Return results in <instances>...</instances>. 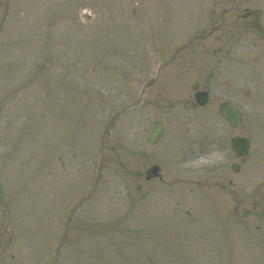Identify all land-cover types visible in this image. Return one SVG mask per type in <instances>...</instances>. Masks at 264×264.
Here are the masks:
<instances>
[{
    "label": "rangeland",
    "instance_id": "obj_1",
    "mask_svg": "<svg viewBox=\"0 0 264 264\" xmlns=\"http://www.w3.org/2000/svg\"><path fill=\"white\" fill-rule=\"evenodd\" d=\"M213 1L0 0V264H264V52L238 49L204 110L221 95L239 129L206 114L182 142L172 118L150 146L159 116L136 106L145 65L194 40ZM186 143L199 155L179 166Z\"/></svg>",
    "mask_w": 264,
    "mask_h": 264
},
{
    "label": "flooded vegetation",
    "instance_id": "obj_2",
    "mask_svg": "<svg viewBox=\"0 0 264 264\" xmlns=\"http://www.w3.org/2000/svg\"><path fill=\"white\" fill-rule=\"evenodd\" d=\"M206 15L207 18L205 16L203 21L204 28L195 35L194 40L192 39L184 48L163 56L157 65L154 66V63L145 65L146 70L143 71L144 77L141 80L142 86L139 90L137 106L150 107L151 111L159 116L157 120H152V125L153 122L160 121L164 126L159 143L167 133V121L172 118L185 122L181 125V129H178L181 133L182 129H186L184 134L188 131L186 135L178 136L182 142H186L187 136L192 138L191 128L194 123L202 120V116L211 114L210 117L220 118L217 112L204 113V110L212 105L215 94H221L220 80L224 70L232 68L233 74L234 67L241 65L239 55L235 52L241 48L243 52H264V2L215 0L209 15L208 12ZM197 41L203 44L199 45L198 49L192 48ZM164 54L160 53V55ZM246 63L249 69L254 68L252 60ZM211 68H214L212 72L209 71ZM217 73L219 75L216 76ZM236 73H238L237 70ZM193 75H195L194 79H192ZM249 78L252 84H256V80H253L255 77L249 76ZM231 79L236 83L232 76ZM233 82L226 81V84L234 85L232 95L236 97L234 100H237L239 90L235 88ZM262 90L263 95L260 97L264 101V89ZM198 92L208 93L207 106L201 107L196 102L195 96ZM243 94L249 101L255 96L250 92H243ZM260 97L255 96L254 100ZM217 101L220 106L225 100H222L220 95ZM196 140L198 139L195 138L194 142ZM209 144L213 146V141ZM186 145L187 143L183 151L177 153L178 156L180 154L179 166H183V163H187L189 159H197L199 155L197 151L200 150H188ZM191 156L193 158H190ZM155 163L163 168V163Z\"/></svg>",
    "mask_w": 264,
    "mask_h": 264
},
{
    "label": "water",
    "instance_id": "obj_3",
    "mask_svg": "<svg viewBox=\"0 0 264 264\" xmlns=\"http://www.w3.org/2000/svg\"><path fill=\"white\" fill-rule=\"evenodd\" d=\"M197 100L201 105H206L208 101L207 94H199L197 95ZM219 114L227 119V121L233 126V127H238L241 124V116L237 109L233 107L232 104L226 102L223 103L219 109ZM163 132L162 125L160 123H157L154 126L153 132L148 140L150 144H155L159 137L161 136ZM232 146L236 153L240 157H244L249 149V141L245 138H239L236 137L232 140ZM233 170L238 172L239 171V166L234 165ZM160 167L159 166H153L149 168L146 173H145V179L150 180L152 178L160 177Z\"/></svg>",
    "mask_w": 264,
    "mask_h": 264
}]
</instances>
